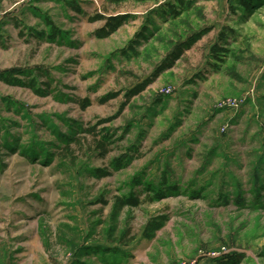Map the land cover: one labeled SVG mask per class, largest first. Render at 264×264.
Wrapping results in <instances>:
<instances>
[{
    "label": "rangeland",
    "instance_id": "rangeland-1",
    "mask_svg": "<svg viewBox=\"0 0 264 264\" xmlns=\"http://www.w3.org/2000/svg\"><path fill=\"white\" fill-rule=\"evenodd\" d=\"M184 1L0 0V74L44 93L0 78V264H264V0ZM98 14L126 19L99 38ZM91 126L112 136L105 157ZM165 174L160 200L132 182ZM129 192L141 204L114 208Z\"/></svg>",
    "mask_w": 264,
    "mask_h": 264
},
{
    "label": "trees",
    "instance_id": "trees-1",
    "mask_svg": "<svg viewBox=\"0 0 264 264\" xmlns=\"http://www.w3.org/2000/svg\"><path fill=\"white\" fill-rule=\"evenodd\" d=\"M109 1L117 3V1H120V0H109ZM179 2L181 4L180 9L181 8H187L191 4L190 2L184 1V0H179ZM240 2L247 10H249V8L251 7V4H252L251 0H240ZM70 6L76 11L80 10L76 4L71 3ZM180 9L179 8H177V9L173 8L172 11L176 15V14L180 13ZM125 19H126V16L120 15V14L117 16H104V15L98 14L95 17H93L92 20H104L105 24L102 27H100L99 29H97L94 34L99 38L107 37L111 33H113L114 31H116L118 29V27L125 21ZM47 24L51 28V33L49 35L50 36L49 38L51 40L55 39V37L57 35L61 34L60 29H58L51 21L47 20ZM41 36H43V34ZM196 37H197L196 34L192 35L190 37V40H188L187 43H185V46L187 48H189L191 46V44L193 42H195L194 40L196 39ZM211 50L213 51V54H215V55H217L220 51V49L216 48L215 46L211 47ZM181 51H182L181 46H177V48L173 51V54H172L173 57H171V59H172L171 63H169L168 65L164 64L162 67L161 66L158 67L156 69L157 73H155V76L160 74L164 67L171 66V64L179 57V55L181 54ZM0 78L4 82H6L10 85H18V86H25L26 85V86H29L30 88H32V90L35 93H37L39 95L44 94L41 90L35 88L36 85H35L33 79L29 80L27 83H22L21 81L15 79L14 77H11V76L6 77V75H3V74H0ZM152 79L153 78L145 80L144 82H142V83L138 84L136 87H134V89H132L131 91H128L125 100H129L135 94L142 91L145 88V85L148 84V82H150ZM115 96H116V92H111V93L107 94L105 97L101 98L100 102L103 103L106 100L113 98ZM87 105H88V101L83 100L81 103L82 108H85ZM105 121H107V120H102L101 123L105 122ZM88 130L93 135L91 141L88 142V147L91 150H93V152L96 153L98 156L105 157L111 151L110 146L113 142L111 134L107 131L106 128L101 130V131H96V127L91 126L90 129H88ZM81 141H82V139L77 140L79 147H81ZM132 151L136 152L137 148L133 147ZM127 160H131L129 155L128 154H126L125 156L122 155L120 158L113 159V161L111 162V165L114 166V168H121L127 164V162H125ZM92 173L97 177L106 176L109 174V172L107 170H102L100 168L93 169ZM141 177H142V175L136 176L132 182H133L134 186L143 185V188H144L143 192L146 191L147 193L151 194L150 196H148L146 198V201L151 202L154 200H160V199L164 198V196L166 195L167 192H174V190L177 189V187L170 186L167 184L166 174L164 176L162 175L161 179L158 181V184L156 186H154L150 182L147 184H143ZM141 193L142 192H137V193L129 192L127 194H123L121 196L116 197L115 202H114V208H121L124 206H130V207L139 206L141 204V201H142L140 198ZM102 202L104 204L106 203V201H104V200ZM161 226H162V221H160L159 219L152 218L151 220H149L147 222L145 228H144V231H143L145 237H149V238L152 237L153 231L155 229L160 228ZM126 233L128 234V232L126 231L123 233V235L125 236ZM129 241H130V239L126 240V241L120 240V243L122 242L124 244H127ZM224 260L220 259L219 263L224 264L223 263Z\"/></svg>",
    "mask_w": 264,
    "mask_h": 264
},
{
    "label": "crops",
    "instance_id": "crops-1",
    "mask_svg": "<svg viewBox=\"0 0 264 264\" xmlns=\"http://www.w3.org/2000/svg\"><path fill=\"white\" fill-rule=\"evenodd\" d=\"M225 1H227V0H223V2H225ZM200 41H197V42H195V45L196 44H198ZM213 44V43H212ZM213 47V46H212ZM216 47V46H215ZM207 48H209V46L207 47ZM190 50V49H189ZM201 54V53H200ZM207 55V54H206ZM213 55V58L214 59H216V58H220V56L219 55H215V54H212ZM202 56V55H201ZM213 59V60H214ZM207 60L208 61H210V59H209V56L207 55ZM204 61H202V63H203ZM214 64V63H213ZM212 67H216V65H212ZM211 77V75H209V77L208 78H210ZM194 81H196V84H198V90L200 91H203V90H209V87L207 86V81H205L204 80V78H201L200 80H198L197 78H194L193 79ZM207 87V88H206ZM213 88V87H212ZM230 112V111H229ZM236 115V113H234L233 112V114H230V115H227L228 117H229V119H241L243 116H244V114H243V112L241 111V109H240V111L237 113V116H235ZM231 117V118H230ZM231 146V145H230Z\"/></svg>",
    "mask_w": 264,
    "mask_h": 264
},
{
    "label": "built area",
    "instance_id": "built-area-1",
    "mask_svg": "<svg viewBox=\"0 0 264 264\" xmlns=\"http://www.w3.org/2000/svg\"><path fill=\"white\" fill-rule=\"evenodd\" d=\"M172 89L170 87H167L163 89L162 93L168 94L171 93ZM244 102V98H236V99H227L222 102L220 105L221 108L223 107H230V108H237L240 104Z\"/></svg>",
    "mask_w": 264,
    "mask_h": 264
}]
</instances>
